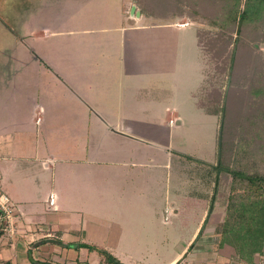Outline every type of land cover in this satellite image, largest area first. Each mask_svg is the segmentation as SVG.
Instances as JSON below:
<instances>
[{
  "label": "rangeland",
  "instance_id": "obj_1",
  "mask_svg": "<svg viewBox=\"0 0 264 264\" xmlns=\"http://www.w3.org/2000/svg\"><path fill=\"white\" fill-rule=\"evenodd\" d=\"M178 2L181 8L192 6L191 0H0V104L6 103L8 120L23 118L32 98L46 108L38 139L47 142L55 153L73 156V143L88 139L93 148L103 136L107 149H100V153L112 146L118 150V160L138 157L135 170L117 165L109 173L122 179L125 175L134 178L142 192L133 201L140 206L136 218L159 226V230L143 232L148 239H140L144 249L138 253L140 264H163L177 253L205 204L184 196L190 191L191 180H187L189 185L178 184L179 167L173 151L196 154L208 161L218 156L217 116L205 114L196 105L208 107L214 90L227 89L223 73L218 70L222 60L216 56L222 47L210 42L217 30L207 20L191 15L187 8L190 16L180 13ZM210 2L198 0L204 13L209 9L205 13L208 16L212 15ZM132 5L133 14L139 12L138 18L142 15L139 19L130 16ZM185 20L191 24L175 30L167 28ZM152 21L160 26L153 28ZM151 40L156 47H168L163 60L169 57L170 48L173 61L157 63L150 56ZM258 46L252 54L264 59L263 38ZM248 55L245 48L237 53L241 62L234 61V66L246 77L241 87L231 84L224 98V131L241 127L240 135L255 130L245 124L256 113L249 89L253 83L264 85V67L261 81L256 79L257 71L247 78L244 68ZM198 84L201 86L193 97ZM102 118L120 119L123 130L128 131L112 129L107 133ZM170 118H179L181 123L173 126ZM131 130H138L144 142L132 140ZM260 151L258 145L249 149L250 154L261 155ZM190 173L181 183L189 179ZM128 184H132L129 179ZM179 189L183 195L177 193ZM172 202L184 206L177 218L169 208ZM152 209L157 218L151 214ZM94 215L96 219L103 216L99 212ZM170 223L174 224V236L172 228L168 233Z\"/></svg>",
  "mask_w": 264,
  "mask_h": 264
},
{
  "label": "crops",
  "instance_id": "obj_2",
  "mask_svg": "<svg viewBox=\"0 0 264 264\" xmlns=\"http://www.w3.org/2000/svg\"><path fill=\"white\" fill-rule=\"evenodd\" d=\"M130 16L138 18L135 13ZM185 21L188 22L187 25H181L184 22L177 21L167 25V28L175 30L191 24ZM150 25L153 28L160 26L153 21ZM198 47L200 48L199 45ZM148 48H153L150 56L157 63L168 60L171 62L174 59L173 51L169 48V57L163 60L167 56L168 47L165 44L156 47L152 41V46ZM145 54L148 53L145 51ZM200 86L198 84L192 92L193 97ZM27 105L25 116L12 122L8 120L6 103L0 104V189L15 203L17 214L15 234L9 238L0 233V264H98L97 252L89 250L86 245L103 247L123 264L126 261L128 264H140L138 253L140 250L144 252L140 239H148L145 236L147 233L143 232L159 230V226L155 222L136 218L140 206L134 202L142 192L135 186L134 178L125 175L122 179L109 173L112 166L117 165L135 170L138 157L136 156V160H118V150L112 146L105 153L102 150L100 153V149H107L102 143L103 136L101 142L93 148L88 139L82 143H73V156L55 153L50 150L47 142L38 139L43 128L42 114L46 110L45 105L32 98ZM5 115L6 118H3ZM102 123L107 133H111L112 129L125 133L128 131L123 130L120 119L113 121L102 118ZM169 123L174 126L180 124L181 120L170 118ZM129 132L131 139L136 140L137 144L144 142L138 130ZM173 152L179 167L176 168L178 184L189 185L187 180H191L190 191H186L184 196H193L205 204L199 210L201 214L194 221V228L182 242L180 250L163 264H264V247L262 253L253 256L252 262H247L237 256L229 243H222L217 227L224 220L225 209L219 200L210 205L211 190L206 185L209 176L202 178V172H192L195 169L203 170L205 164L188 161L180 154H188L208 163L216 160L208 161L196 154L177 150ZM170 156L172 159V155ZM189 172V179L186 178L181 183ZM128 179L132 182L131 186L125 185ZM181 191L184 193L181 189L177 193L183 195L180 194ZM50 194L54 195L53 206L48 202ZM180 207L184 206L177 207L175 202L170 203L169 208L174 218L179 216ZM92 211L103 216L96 219ZM73 214H76L75 219L72 218ZM151 214L157 218L153 209ZM101 220L105 223L100 222ZM173 225L170 223L167 227L168 233ZM172 230L174 232L171 236H174L175 230ZM145 245L148 246V243Z\"/></svg>",
  "mask_w": 264,
  "mask_h": 264
},
{
  "label": "trees",
  "instance_id": "obj_3",
  "mask_svg": "<svg viewBox=\"0 0 264 264\" xmlns=\"http://www.w3.org/2000/svg\"><path fill=\"white\" fill-rule=\"evenodd\" d=\"M211 3V16L205 14L209 9L203 12L198 0H191V7L182 5V9L181 2H178V6L182 14H187V8L199 20H207L210 27L217 30L210 42L218 44V48L222 47L216 56L222 60L218 70L223 73L227 89L223 88L221 92L214 90L208 107L197 103L206 114L218 117V156L214 163H208L188 154L180 155L188 161L205 164L203 170L195 169L192 172H202V178L209 176L206 185L211 190L210 205L219 200L225 206V217L217 227V233L221 235L222 243L234 247L239 258L252 262L253 256L262 253L264 247V160L261 159L264 156V85L253 83L248 92L253 99L252 108L256 110L254 116L247 118L245 123L248 127L254 126L255 130L250 135H240L238 132L242 130L241 127L238 131H224V98L231 84L241 87L242 78L246 77L243 71L234 66V61L241 62L237 56L240 50H248L244 68L247 78L256 71V77H259L256 79L261 81L263 78L264 59L252 53L259 50L258 42L262 38L264 42V0H211ZM252 35L259 36L246 39ZM236 76H240L239 80H235ZM253 145L260 147L261 155L250 154L249 149ZM86 246L97 252L98 264H123L105 249Z\"/></svg>",
  "mask_w": 264,
  "mask_h": 264
},
{
  "label": "built area",
  "instance_id": "obj_4",
  "mask_svg": "<svg viewBox=\"0 0 264 264\" xmlns=\"http://www.w3.org/2000/svg\"><path fill=\"white\" fill-rule=\"evenodd\" d=\"M188 22L181 23L187 25ZM49 205H54V195L48 198ZM17 214L15 203L0 189V233L12 237L16 232Z\"/></svg>",
  "mask_w": 264,
  "mask_h": 264
},
{
  "label": "water",
  "instance_id": "obj_5",
  "mask_svg": "<svg viewBox=\"0 0 264 264\" xmlns=\"http://www.w3.org/2000/svg\"><path fill=\"white\" fill-rule=\"evenodd\" d=\"M133 9H134V5L131 6L130 15L133 14ZM135 15L138 16L139 15V12H136Z\"/></svg>",
  "mask_w": 264,
  "mask_h": 264
}]
</instances>
